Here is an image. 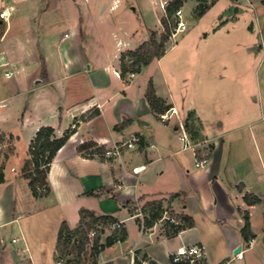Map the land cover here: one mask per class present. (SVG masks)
Wrapping results in <instances>:
<instances>
[{
    "label": "crops",
    "instance_id": "0c3cea01",
    "mask_svg": "<svg viewBox=\"0 0 264 264\" xmlns=\"http://www.w3.org/2000/svg\"><path fill=\"white\" fill-rule=\"evenodd\" d=\"M162 1L0 0V108L17 110L27 142L21 154L15 133L16 156L0 167V264H86L88 251L90 264H174L181 246L197 243L212 264L239 246L246 251L235 264H264V107L250 65L264 52V4L184 0L182 15L194 3L193 27L183 19L187 30L161 58L139 71L128 61L123 72L122 55L162 27L145 5ZM150 82L167 110L151 107ZM172 108L177 114L162 122ZM180 124L208 140L205 166L182 150ZM47 127L70 139L50 165L49 191L35 196L23 168L31 140ZM132 134L141 137L136 147L105 155ZM165 211L179 223L163 219ZM90 219L103 226L82 252L60 244L62 224L75 232Z\"/></svg>",
    "mask_w": 264,
    "mask_h": 264
},
{
    "label": "trees",
    "instance_id": "16d2710c",
    "mask_svg": "<svg viewBox=\"0 0 264 264\" xmlns=\"http://www.w3.org/2000/svg\"><path fill=\"white\" fill-rule=\"evenodd\" d=\"M202 3H206L207 0H199ZM184 4V0H170L166 7V16L162 18L161 23L164 28V32L158 38L155 32H151L150 39L143 43L135 51H131L127 54L122 55L121 63L123 66V72L128 71V66L126 62H131L132 71H139L143 66H147L152 63L155 59L161 58L166 52V44L169 41L171 36L172 29L176 26V21H171V18L175 16L176 12L181 9ZM205 5L200 4L198 8V14H202L205 10ZM147 100L150 103L151 107L155 110L165 111L168 108L162 107L163 100L159 99L156 95L155 88L152 82L149 83L147 94ZM70 139V134L66 133L61 138H56L54 135V130L50 127L41 128L36 137L33 139L30 150V159L26 162L23 172L24 176L29 179V185L35 196H43L49 191L48 186V172L50 170V165L58 153V151L68 142ZM94 146L93 142L85 143L78 147V151L90 148ZM2 175L0 174V182H2ZM246 200H249V197L246 196ZM258 199H255V202H258ZM162 210L160 207L153 215V219L157 220L159 218V213ZM86 216H84L85 218ZM189 221L186 218V221ZM154 222H147V225L151 227ZM82 227L77 231H71L66 223L62 224L60 233H59V242L70 241L71 238L79 234ZM183 229L182 226H178L174 233H178ZM250 232V222L249 218H246V225L242 230V233L246 235ZM89 242V239L85 237L83 241L79 243V252L84 250L85 245ZM112 243L110 239L108 245ZM103 249V247H102ZM100 250L96 249L93 252V256L96 257ZM175 264V263H174ZM181 264V263H177Z\"/></svg>",
    "mask_w": 264,
    "mask_h": 264
},
{
    "label": "rangeland",
    "instance_id": "374dc122",
    "mask_svg": "<svg viewBox=\"0 0 264 264\" xmlns=\"http://www.w3.org/2000/svg\"><path fill=\"white\" fill-rule=\"evenodd\" d=\"M259 1V4H264V0H257ZM134 2V1H132ZM131 1L128 2V5L126 7V11H127V14L128 15H131L134 13L133 10L130 9V6H131ZM164 2H169V0H164L162 1L160 4L158 3V7L155 9L154 8V5L152 3L149 4V2L147 3V5H145V12L147 17L148 18H151V19H159V20H162V18H164L166 16V7H167V4L165 5V7L163 8L162 7V4ZM252 4L251 5H254L255 3L251 2ZM192 4H194L193 2H188L185 6H184V9H183V12H184V15H183V19L185 21H187L188 23V27H193V7H192ZM137 7V6H136ZM144 10V9H143ZM140 11H138L136 14L139 15ZM262 19H263V16H262ZM171 21H176V17H172L171 18ZM261 27L264 31V20L261 21ZM257 27V24L255 23V28ZM159 28V27H158ZM173 31V29H172ZM157 34L158 38L160 37V35L164 32V28L163 26L155 31H153ZM171 37L172 36V32H171V36L169 38V41H171ZM263 53V55L261 54ZM264 52H260V54L258 55V58L254 61H257V62H254V63H250L251 65V69H254L257 68V78L259 79V84L261 86V91H260V99L262 100V104H263V107H264ZM10 113V114H9ZM7 112V110L3 107L0 108V146H2L3 150L2 152H0V167H4L6 165L7 162H10L12 158H14L16 156V144L18 143L17 141V138L14 136L15 133H18L20 135V141L18 143V149H19V152H24L25 150V147L27 146V142H26V134L19 131L17 125H18V112L17 110L13 109L12 112ZM1 130H10L12 131L11 134H7L6 132H2ZM32 141L30 142L29 144V148L31 147V144H32ZM29 160V159H28ZM25 166V165H24ZM1 170V169H0ZM21 172V170H19ZM19 172V173H20ZM101 225L100 223L98 222H95L93 219H90L88 222H86V225L82 226V229L80 231L79 234H76L74 235L71 240L68 242L67 245H74V246H78L79 243L81 241H83L85 239V237L87 238H96L98 235L96 236H91V233L96 230V231H99L100 228H98V226ZM18 234V233H16ZM11 238H9L8 240H10ZM64 242V241H62ZM61 244V242H60ZM67 249V248H65ZM74 251V250H73ZM69 253H71L72 251L68 250ZM67 252V253H68ZM76 254V252H75ZM89 251L87 252L86 254V259H85V263L86 264H90L91 262V259L89 258ZM62 258L64 259H67V256L66 255H63Z\"/></svg>",
    "mask_w": 264,
    "mask_h": 264
},
{
    "label": "built area",
    "instance_id": "2783aa9c",
    "mask_svg": "<svg viewBox=\"0 0 264 264\" xmlns=\"http://www.w3.org/2000/svg\"><path fill=\"white\" fill-rule=\"evenodd\" d=\"M168 2H164L162 4V7L164 8L165 5ZM6 12L3 11L2 15H5ZM176 17V26L173 28L172 36L177 35L178 33L184 32L187 30L186 22L183 21V15L182 10H178L175 14ZM177 111L176 109L172 108L168 110L167 112L160 115V120L164 123H169L172 120L173 115H176ZM179 132V140L182 143V150L184 151H192L196 157V167H202L205 166L210 159V144L208 143L207 139L202 140H194L185 124H180L178 127ZM141 142V137L137 134H132L129 139L121 144V145H115L113 149L107 150L105 152V155L107 157H115L120 156L122 149L124 147H127L129 149H132L137 146L138 143ZM3 148L0 146V152H2ZM163 219H166L170 221L173 224H178V220H176L174 217L169 215L168 211H165ZM103 224L101 226L99 225L98 228H102ZM115 229L120 228V223H114L113 224ZM98 235V231L94 230L91 233V236ZM253 241L249 243L251 245ZM239 253L234 254L226 261L221 262L220 264H235L236 259L241 255V252H245L246 249L242 246ZM237 249V248H236ZM172 263H181V264H212L210 260L208 259V252L206 249V246L202 243L197 244H191V245H183L181 246L173 255ZM58 264H63L62 262H59Z\"/></svg>",
    "mask_w": 264,
    "mask_h": 264
},
{
    "label": "water",
    "instance_id": "95a60500",
    "mask_svg": "<svg viewBox=\"0 0 264 264\" xmlns=\"http://www.w3.org/2000/svg\"><path fill=\"white\" fill-rule=\"evenodd\" d=\"M241 250V247H238L236 250H235V254L239 253Z\"/></svg>",
    "mask_w": 264,
    "mask_h": 264
}]
</instances>
